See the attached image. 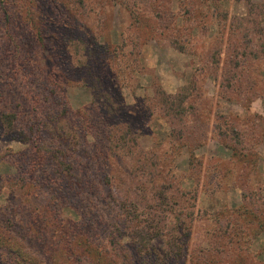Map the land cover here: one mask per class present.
Returning <instances> with one entry per match:
<instances>
[{
    "label": "rangeland",
    "instance_id": "1",
    "mask_svg": "<svg viewBox=\"0 0 264 264\" xmlns=\"http://www.w3.org/2000/svg\"><path fill=\"white\" fill-rule=\"evenodd\" d=\"M0 264H264V0H0Z\"/></svg>",
    "mask_w": 264,
    "mask_h": 264
},
{
    "label": "trees",
    "instance_id": "2",
    "mask_svg": "<svg viewBox=\"0 0 264 264\" xmlns=\"http://www.w3.org/2000/svg\"><path fill=\"white\" fill-rule=\"evenodd\" d=\"M122 5H124V3ZM125 7H127V5H125ZM124 41H125L124 46L126 47L128 44V39L126 40V38H124ZM127 57H128V54H126L123 50H121V48L114 50L113 55L110 57V61H112V64H114L118 68L117 73L120 76L121 86H125V85L129 84V78H127V76L129 75L130 72H132L133 66H134V68H137V65H136L137 60L128 59ZM60 78L62 79V77H60ZM60 78H57L55 85H58ZM186 99H184V100L182 99L181 103L178 100V106L182 105ZM14 117H16V116H14ZM28 121L29 120H27L25 122L24 127L22 125L19 127V131H20L19 133H21V135H23L24 137H27L28 135H30L28 131L31 132L33 130V124H31ZM8 127H9L10 132H14L16 129V127L13 126V122L10 120H9V126ZM44 153L45 152H43L42 148L40 149V148L36 147L35 160L31 164L32 170H34L36 167H38V165H41V160L43 158ZM29 174H32V171L29 170ZM18 252H19V254H16V256H12V254H11L10 259H12L14 261H18L17 258H19V260H20L26 256V254L22 250H19ZM24 261H25V259H24Z\"/></svg>",
    "mask_w": 264,
    "mask_h": 264
}]
</instances>
